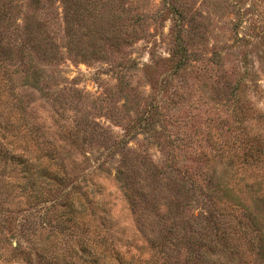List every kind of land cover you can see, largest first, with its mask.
I'll use <instances>...</instances> for the list:
<instances>
[{
  "label": "rangeland",
  "instance_id": "rangeland-1",
  "mask_svg": "<svg viewBox=\"0 0 264 264\" xmlns=\"http://www.w3.org/2000/svg\"><path fill=\"white\" fill-rule=\"evenodd\" d=\"M4 1L12 27L37 19L53 43L49 60L29 50L41 68V90L18 88L29 119L57 144L80 141L71 155L87 160L76 165L73 177L79 166L88 171L99 163L90 176L100 184L94 196L104 219L91 220V226L113 233L117 245L130 241L133 264L152 258L141 248L143 237L116 178L125 149L134 150L136 161L154 162L164 182L165 162H171L175 171L197 179L200 171L214 169L244 200L264 190V0ZM176 31L185 48L179 66L170 58ZM6 63L11 70L18 66ZM14 72L16 86L22 74ZM7 79L0 74V81ZM9 97L1 87L0 144L13 132L15 113L1 103ZM148 110L149 128L134 129ZM13 174L0 176L11 180ZM188 207L186 213L201 209L193 202ZM33 211L34 219L46 215L44 208ZM121 252L120 259H128L124 246ZM99 259L121 264L108 255Z\"/></svg>",
  "mask_w": 264,
  "mask_h": 264
},
{
  "label": "trees",
  "instance_id": "trees-1",
  "mask_svg": "<svg viewBox=\"0 0 264 264\" xmlns=\"http://www.w3.org/2000/svg\"><path fill=\"white\" fill-rule=\"evenodd\" d=\"M10 17L7 3L0 0V74L8 78L0 81V88H7L10 96L1 103L15 113L11 137L0 144V175L14 172L11 180L0 176V231H6L0 233V264H102L101 255L133 264L130 241L117 245L113 233L109 237L99 233L95 224L91 226V220L104 219L97 212L101 203L94 196L100 184L90 176L99 163L88 171L79 166L73 177L70 174L85 158L78 161L71 155L80 141L70 138V130H65L70 127L63 131L70 138L66 146L44 137L41 125L29 119L18 88L41 90V68L29 50L49 60L53 43L42 32L39 20L29 19L20 28L16 23L11 26ZM181 39L176 31V46L170 52L176 66L185 58ZM6 62L18 66L11 70ZM13 71L22 74L16 86L11 80ZM152 114L148 110L134 129L149 128ZM123 140L117 142L122 149ZM124 152L116 178L143 237L141 248L152 258L144 259L145 264H264V190L244 200L214 169L200 171L197 179L185 170L175 171L171 162H165L164 182L154 162L136 161L131 157L134 150ZM244 186L250 184L245 181ZM5 189L9 192L4 193ZM192 202L201 209L186 213ZM37 208H44L46 215L39 213L34 219ZM123 246L130 253L126 260L120 259ZM243 254L254 255L256 260L250 263Z\"/></svg>",
  "mask_w": 264,
  "mask_h": 264
}]
</instances>
